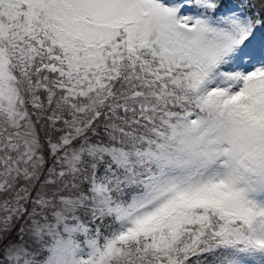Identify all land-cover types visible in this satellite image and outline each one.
<instances>
[{
  "label": "snow or ice",
  "instance_id": "obj_1",
  "mask_svg": "<svg viewBox=\"0 0 264 264\" xmlns=\"http://www.w3.org/2000/svg\"><path fill=\"white\" fill-rule=\"evenodd\" d=\"M0 264H264V0H0Z\"/></svg>",
  "mask_w": 264,
  "mask_h": 264
}]
</instances>
